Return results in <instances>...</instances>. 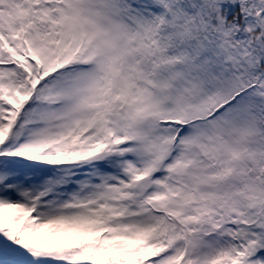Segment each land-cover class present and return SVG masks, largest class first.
Returning <instances> with one entry per match:
<instances>
[{"label":"snow or ice","instance_id":"6c2138e0","mask_svg":"<svg viewBox=\"0 0 264 264\" xmlns=\"http://www.w3.org/2000/svg\"><path fill=\"white\" fill-rule=\"evenodd\" d=\"M0 264H264V0H0Z\"/></svg>","mask_w":264,"mask_h":264}]
</instances>
